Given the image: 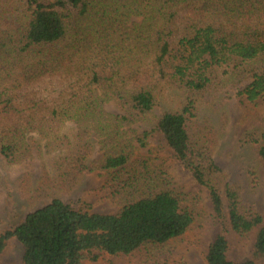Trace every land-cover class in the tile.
I'll return each mask as SVG.
<instances>
[{"label":"trees","instance_id":"trees-1","mask_svg":"<svg viewBox=\"0 0 264 264\" xmlns=\"http://www.w3.org/2000/svg\"><path fill=\"white\" fill-rule=\"evenodd\" d=\"M247 82L248 100H264V0H0V163L50 157L52 174L39 189H21L28 197L37 192V201L108 172L127 202L116 214H100L53 199L0 233V255L16 238L22 264H83L104 254L152 256L183 237L198 204L170 188L163 164L135 159L150 132L129 138L157 107L158 92L172 86L189 101L183 112L164 113L157 130L223 222L207 263L259 264L264 215L244 210L241 187L214 159L216 136L190 127L198 101L223 103ZM109 103L121 114L109 112ZM260 121L240 143L264 166ZM98 146L104 157L94 161ZM229 227L243 241L255 235L252 259L228 258Z\"/></svg>","mask_w":264,"mask_h":264},{"label":"rangeland","instance_id":"rangeland-1","mask_svg":"<svg viewBox=\"0 0 264 264\" xmlns=\"http://www.w3.org/2000/svg\"><path fill=\"white\" fill-rule=\"evenodd\" d=\"M144 17L136 18L142 22ZM250 82L230 91L223 103L213 99L210 103L198 101L190 119L193 134L204 136L211 133L216 136L214 149L216 163L228 175V182L241 187L242 205L245 211L252 210L264 215V166L250 149L241 148L240 141L249 131L260 125L264 118V100H248L243 94ZM159 102L153 112L142 122L132 127L129 138L137 134L150 132L148 147L137 146L136 157H152L155 165H164L168 171L170 188L178 194L193 198L199 210L192 228L181 238L171 241L163 249L149 256L146 250L127 256L104 254L98 262L85 260L83 264H143L148 258L156 264H208L207 255L211 244L223 229V222L216 215L209 192L197 184L192 174L184 168L168 147L163 135L157 130L158 120L168 111L183 112L190 96L172 86H165L158 92ZM106 109L114 114H121L119 108L109 103ZM104 157L100 147H96L93 160ZM49 156L34 158L20 165L9 166L0 163V233L14 229L26 216L50 202L61 199L76 209L82 204L91 206L92 212L116 214L127 203L124 196L118 194L120 182H115L108 172H96L87 176L83 184L72 193L49 191V197L37 201V192L31 197L21 192L29 184L39 189L46 175H51ZM45 191H43L44 193ZM37 201V202H35ZM228 221V217H227ZM227 238L231 261L245 262L253 258L252 251L255 235L243 241L230 227ZM24 246L13 238L0 255V264H22ZM264 264V256L257 259Z\"/></svg>","mask_w":264,"mask_h":264}]
</instances>
